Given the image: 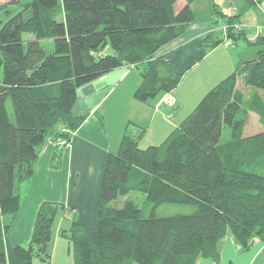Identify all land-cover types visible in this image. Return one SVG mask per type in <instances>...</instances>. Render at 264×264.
Segmentation results:
<instances>
[{
    "label": "trees",
    "instance_id": "trees-1",
    "mask_svg": "<svg viewBox=\"0 0 264 264\" xmlns=\"http://www.w3.org/2000/svg\"><path fill=\"white\" fill-rule=\"evenodd\" d=\"M178 1L31 0L0 22V264L52 260L54 224L67 210L63 203L40 204L28 244H9L7 232L20 212L21 186L36 173L40 148L56 141V167L59 142L71 143L88 118L73 112L79 88L121 67L140 72L134 94L139 102L178 87L183 74L160 50L195 23L196 0H185L180 9ZM244 2L249 9L264 0ZM213 5L226 19L224 36L216 37L214 29L203 46L212 50L226 40H245L258 49L255 58L238 63L161 144L141 149L146 130L133 135L126 129L109 154L92 223L72 217L61 232L76 264H222L227 237L242 250L264 242V35L250 40L243 11L225 13ZM26 33L35 39L25 46ZM42 39L53 40L51 54ZM108 44L113 54L103 53ZM131 193L145 195L148 217L133 201L112 206ZM163 204L195 210L158 217Z\"/></svg>",
    "mask_w": 264,
    "mask_h": 264
},
{
    "label": "crops",
    "instance_id": "crops-1",
    "mask_svg": "<svg viewBox=\"0 0 264 264\" xmlns=\"http://www.w3.org/2000/svg\"><path fill=\"white\" fill-rule=\"evenodd\" d=\"M197 1L192 3L193 11ZM210 2L207 4L209 7H212L214 3L228 7L225 13H231V10H233V14L243 11L241 18L242 27L246 30L250 40L264 35V2L249 9L245 8L244 0H210ZM225 25L226 22L223 26ZM213 30L212 23L198 24L195 21L180 38L160 50V54L164 55L165 60L171 62L178 73L183 74L182 82H185L189 73L199 67L205 57L212 55L213 51L216 50L217 47L208 50L201 42L202 38ZM238 44V48L229 46L232 52L236 49L237 52L242 49L248 51L247 54L249 55L244 60L239 59V63L255 58L256 48L245 46L246 44L242 42H238ZM221 45L222 43L219 46ZM243 45L244 48H242ZM235 64L238 65L237 61H235ZM133 71V69L128 67L115 69L99 78L95 84L89 86L90 88H87L89 92H93V90L96 92L103 87L107 89L102 94L103 97L101 99H94L91 108L80 111V113L74 112L76 115H89L80 128L73 133L71 143L63 149L61 160H59L56 167L52 164L53 154L57 148L56 141L50 138L40 148L36 173L32 177L33 180L29 182L32 185V190L22 201L20 212L7 232L9 244H28L40 204L45 201H58L63 203L67 210L59 213L54 224L51 247L52 261L49 264L57 262L58 264H75L71 244L61 236V232L70 228L72 217L83 225H90L93 221L109 154L118 149L126 128H128L124 124L116 130L110 124L105 127L99 107L103 104L104 99L110 95L111 86L120 84L117 86L119 88L128 81V78H134L133 76L136 75L134 80L131 81V83H134L133 89L135 90V85L141 82L142 78L140 80L139 72L137 74L134 72V74ZM172 103L165 104L170 105ZM146 104L152 108V103L149 104L148 102ZM113 106L114 102L111 108L115 112H119L118 106ZM123 117L124 119L126 118L125 116ZM133 120L135 119H129L128 117L129 122H133ZM153 122L152 120L149 124L146 122L135 124L138 129L146 130L147 132ZM221 262L222 264H264V242L256 241L250 249L242 250L232 237H227L221 245ZM33 264L47 263L35 260ZM201 264L211 263L202 261Z\"/></svg>",
    "mask_w": 264,
    "mask_h": 264
},
{
    "label": "rangeland",
    "instance_id": "rangeland-1",
    "mask_svg": "<svg viewBox=\"0 0 264 264\" xmlns=\"http://www.w3.org/2000/svg\"><path fill=\"white\" fill-rule=\"evenodd\" d=\"M59 1L61 2V0ZM30 2L31 0H0V22L5 23L8 19L21 11L25 7V5ZM183 3H185V0H179L175 8L180 9ZM208 3H211L210 0L197 1L194 10L196 14L195 20L198 24H204L206 22L212 23V26L216 30V37L223 38L224 29L226 26L223 25L226 19L222 17L221 13H217L214 11V5L212 7H209L207 5ZM215 4L218 6L217 8L220 11L225 12L226 10H228V7H224V5L220 4L219 6V4ZM230 12L233 13V10H231ZM61 18L62 17H58V19ZM249 33L253 35L251 31H249ZM34 39L35 36L33 34L26 33L23 35L25 46L29 41ZM240 42L246 44L245 46H248L247 41L242 40ZM40 44L45 49L47 54H51L54 51L52 39H42L40 40ZM231 44L232 43L230 41L226 40L222 43L221 46L217 47L216 50L213 51L212 55L205 57L199 67L196 68L195 71L189 73V75L185 79V82L181 81L174 92L170 94L171 102L174 100L170 105L165 104L166 102L163 101V99H165L168 95H163L161 97L158 96L154 99H151L149 101V104L152 103V108L146 103L137 101L134 97V94L142 81L135 85L134 90V83H131V81L134 80L136 75L133 76L134 78H128V81H126L119 88H117V86H119L120 84L111 86L110 90L112 91L110 92V95H108L106 99H104L103 104L99 107V112L103 118V122H105V127H108V125L110 124L111 127H114V130H116L118 127L124 124L125 126H128V128L126 129L130 134L137 135V131L139 129L136 127L135 123L146 122L147 124H149V122L153 120L154 122L152 123L151 128L147 132H145L144 135L139 139V147L141 149H146L149 146L161 144L168 137V135L181 123H183V121L194 111L205 94L214 86H216L221 81V79L226 78L236 69L237 65L235 64V61L239 63V59L244 60L249 56L247 54L248 51H244L242 49L238 52L237 49L232 52V49L230 47L238 48L239 44H236V47L235 45L232 46ZM242 48H244V45ZM103 53L106 55L113 54L114 51L108 44L104 48ZM132 69L134 70L133 73L136 72L137 74L139 72L136 68ZM139 78L141 80V77ZM97 80L93 81L90 85L92 86L93 84H95ZM90 85L78 89V99L73 108V112L80 113V111H85V109L91 108L94 103V99H101L103 97L102 94H104L107 89L106 87H103L101 90L99 89L96 92H94V90L93 92H89L87 91V88H90ZM176 98L178 101L175 100ZM113 102V107L118 106L119 112H115V110L111 108ZM7 107L9 115L11 116L12 120H14L13 107L10 100L8 101ZM177 107L179 108L177 109ZM123 116L126 117V120ZM127 116L129 117V119L133 118L135 120H133V122H129ZM246 133L249 134V129L246 130ZM226 139L227 130H224L222 140L225 141ZM60 145L64 149L68 147L70 143L65 141L63 145L61 143ZM63 152L64 151L62 150V153ZM32 180L33 179L26 181L21 186L22 201L32 190V185L31 183H29ZM127 201H133L134 203H136L143 210L145 217H148L150 215L151 205L146 203V197L141 193H131L126 197H122L113 202L112 206L121 208ZM194 210V206L191 205L163 204L156 209L155 213L158 217H166L175 214H190ZM35 260L38 259H34V261ZM55 264H58V262Z\"/></svg>",
    "mask_w": 264,
    "mask_h": 264
},
{
    "label": "built area",
    "instance_id": "built-area-1",
    "mask_svg": "<svg viewBox=\"0 0 264 264\" xmlns=\"http://www.w3.org/2000/svg\"><path fill=\"white\" fill-rule=\"evenodd\" d=\"M163 101L166 102V103H172L169 95L165 99H163ZM64 142L65 141H61L60 143L63 145Z\"/></svg>",
    "mask_w": 264,
    "mask_h": 264
}]
</instances>
